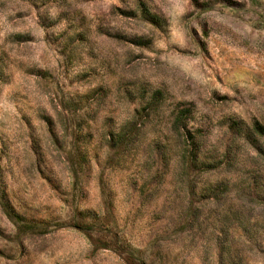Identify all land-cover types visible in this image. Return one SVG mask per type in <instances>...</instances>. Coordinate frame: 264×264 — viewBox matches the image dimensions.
<instances>
[{"label": "rangeland", "instance_id": "374dc122", "mask_svg": "<svg viewBox=\"0 0 264 264\" xmlns=\"http://www.w3.org/2000/svg\"><path fill=\"white\" fill-rule=\"evenodd\" d=\"M178 109L229 172L182 167ZM254 122L264 0H0V264H264L233 187L202 193L264 184Z\"/></svg>", "mask_w": 264, "mask_h": 264}, {"label": "trees", "instance_id": "16d2710c", "mask_svg": "<svg viewBox=\"0 0 264 264\" xmlns=\"http://www.w3.org/2000/svg\"><path fill=\"white\" fill-rule=\"evenodd\" d=\"M184 109L174 110L170 119L171 132L170 137H174L179 142V161L183 168L191 170L197 168L201 170L203 174H210L215 172L227 173L229 172L228 165L232 162L230 155V147L227 146L226 150L222 152L221 157L215 155H209L203 148V134L200 129L192 131L187 127V117ZM140 125L137 126L133 123L127 129H124L117 135L118 139L114 135L109 138L110 145L119 143L120 147H126L138 137V130ZM254 132L258 135L264 134V125L259 122H254L252 125ZM253 134V133H252ZM251 134L248 133L246 138L250 140ZM256 140V139H255ZM251 141V140H250ZM157 145V144H156ZM256 156L254 158H264V150L262 147L255 145ZM223 177L213 185L206 183L203 186L202 193L204 195L210 194L211 197H217L219 194L223 196L225 190H229L231 185L236 195L235 203L236 210L229 219L232 223H235L236 227L242 228L245 232L249 233L251 238L257 239L254 232L258 230L264 231V184L261 187L254 182L255 176L249 177ZM250 203L251 210L257 211V214L244 215L242 207ZM254 213V212H253ZM227 218V217H226ZM144 264V263H142Z\"/></svg>", "mask_w": 264, "mask_h": 264}]
</instances>
